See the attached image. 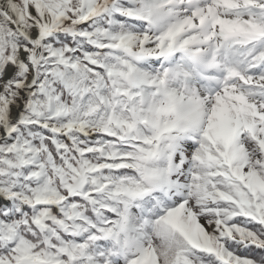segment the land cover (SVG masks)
Masks as SVG:
<instances>
[{"label": "snow or ice", "instance_id": "snow-or-ice-1", "mask_svg": "<svg viewBox=\"0 0 264 264\" xmlns=\"http://www.w3.org/2000/svg\"><path fill=\"white\" fill-rule=\"evenodd\" d=\"M0 264H264V0H0Z\"/></svg>", "mask_w": 264, "mask_h": 264}]
</instances>
